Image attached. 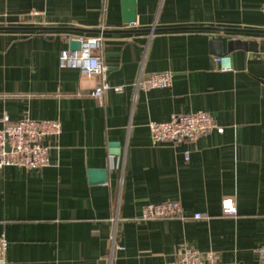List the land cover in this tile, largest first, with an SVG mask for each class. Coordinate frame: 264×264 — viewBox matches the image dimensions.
Wrapping results in <instances>:
<instances>
[{"label": "crops", "instance_id": "0c3cea01", "mask_svg": "<svg viewBox=\"0 0 264 264\" xmlns=\"http://www.w3.org/2000/svg\"><path fill=\"white\" fill-rule=\"evenodd\" d=\"M135 3L131 25L123 0H0V129L6 114L63 127L47 167L0 168L8 261L170 264L188 245L216 252L220 264H262L264 0ZM100 34L107 79L124 87L103 101L76 96L86 91L78 70L59 67L72 39ZM238 40L258 50L229 52ZM213 41L230 71L220 70ZM167 71L171 88L136 90L140 75ZM201 110L224 132L153 145L150 122ZM92 169L106 170L107 181H93ZM226 199L236 215L223 213ZM165 201H179L187 218L135 220L145 205Z\"/></svg>", "mask_w": 264, "mask_h": 264}, {"label": "built area", "instance_id": "2783aa9c", "mask_svg": "<svg viewBox=\"0 0 264 264\" xmlns=\"http://www.w3.org/2000/svg\"><path fill=\"white\" fill-rule=\"evenodd\" d=\"M134 23H131V25ZM81 42L79 50L65 48L59 56L61 69H76L86 91L80 90L76 96L85 94L103 101L106 93L113 90L122 93L124 87L112 85L107 79L108 68L104 65L101 52L103 49V35H95L81 39H72ZM221 71L232 69L231 58L222 56L216 58ZM173 73L170 71L153 73L146 77L140 75L136 82V90L150 91L153 89L171 88ZM3 127L0 129V168L14 166L26 170H39L47 167L50 162V153L56 148V143L63 133V127L58 120H36L25 117L13 122L9 115L2 118ZM151 141L153 145L162 143L182 144L195 142L212 131L224 132L216 119L208 112L197 111L192 114H173L163 122L149 123ZM190 160V153L186 152V161ZM230 202V203H229ZM223 213L227 216L236 215L237 209L233 199H226L222 204ZM184 208L179 201H165L156 204H147L136 221L147 222L154 220L186 219ZM195 220L206 219L201 213L193 215ZM8 240L5 235L0 236V264H10L8 255ZM113 238L112 254L116 249ZM120 249V248H119ZM256 253L264 264V246L258 247ZM113 255L110 261L112 262ZM170 264H220L218 254L214 251L201 252L196 248L185 245L176 259ZM238 264V263H233Z\"/></svg>", "mask_w": 264, "mask_h": 264}, {"label": "water", "instance_id": "95a60500", "mask_svg": "<svg viewBox=\"0 0 264 264\" xmlns=\"http://www.w3.org/2000/svg\"><path fill=\"white\" fill-rule=\"evenodd\" d=\"M123 7H124V22L125 23H134L137 20V11H136V3L135 0H123ZM213 51L215 54L219 55L220 57L224 56L222 43L213 41L212 42ZM256 42H246V41H232L229 43V52L235 49H250L252 51H257ZM81 47V42L78 40H73L70 43V48L72 50H79ZM111 147L119 148L117 143H111ZM113 154H119V151L116 149L113 151ZM91 179L95 182L103 183L107 181V171L106 170H95L92 169L90 171ZM102 264H106L103 262Z\"/></svg>", "mask_w": 264, "mask_h": 264}, {"label": "snow or ice", "instance_id": "6c2138e0", "mask_svg": "<svg viewBox=\"0 0 264 264\" xmlns=\"http://www.w3.org/2000/svg\"><path fill=\"white\" fill-rule=\"evenodd\" d=\"M230 203V202H229Z\"/></svg>", "mask_w": 264, "mask_h": 264}]
</instances>
